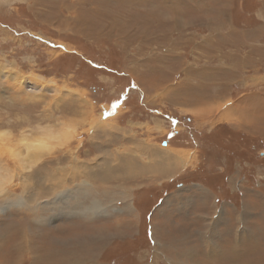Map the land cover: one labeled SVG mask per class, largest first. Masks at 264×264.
<instances>
[{
  "label": "rangeland",
  "instance_id": "rangeland-1",
  "mask_svg": "<svg viewBox=\"0 0 264 264\" xmlns=\"http://www.w3.org/2000/svg\"><path fill=\"white\" fill-rule=\"evenodd\" d=\"M4 132L0 264H264V0H0ZM25 137L57 171L147 167L143 149L181 164L124 178L126 204L100 192L106 212L80 207L72 187L105 182L84 175L67 206L22 203ZM22 234L43 259L10 247Z\"/></svg>",
  "mask_w": 264,
  "mask_h": 264
},
{
  "label": "bare ground",
  "instance_id": "bare-ground-1",
  "mask_svg": "<svg viewBox=\"0 0 264 264\" xmlns=\"http://www.w3.org/2000/svg\"><path fill=\"white\" fill-rule=\"evenodd\" d=\"M27 84H29V82H27ZM36 86H34V87L36 88ZM7 137H8L7 132H4L2 135H0V150L1 149L6 150L5 153L0 155L1 157L6 156V153H7V155H9L7 152L8 151V145L6 144V141L9 142ZM21 143H22L21 144L22 147L26 151V154L24 157L21 153H18V151H16L15 149H14L15 150L14 152H13V150H11L10 153L12 154V156L14 158H16L19 161V164L21 165L23 171L25 172V174H24L25 179L29 182L35 183V185H36V186H27L28 183H26L24 188L28 194L25 195V198H22V203H24V201L26 203H31V202H33V200L36 201L39 198H42V199L45 198L49 202L52 199L54 200V198L58 197L59 198L58 200L61 199L62 202H65V204H66L65 206H67L68 202L66 201V198H68V197H67V191H65V189L70 187L69 184H74L73 180H77V179L81 180V177L79 175H84L86 178H89V180L94 179L96 182H103L100 180L105 181L103 183L104 186H98L97 185V187H96V186H93V183L84 182V183H82V185L77 184V186L72 187L73 189L75 188L74 192H76V193H81L83 191L88 192V196L85 198L88 201H91V202H89V203H91L90 206L84 207V206H82L84 203H81L80 207H82V210H87L93 214L99 213L100 211H104V210H105V212L108 211L106 209V207L99 201L100 200L99 197H97L98 194L101 195L100 192H102L103 198H105V199H102L103 201L105 200L108 202H113L114 205H119L120 202L126 204V201H124V200H126L128 197V194H127L128 190L124 187L125 184L123 185V184H121V182L124 178L128 179L129 177H131V175L134 174L135 172H137V170L156 171L158 163H159L160 172L164 173V172L171 171L170 168L173 169V167H177L178 165L181 164V163H179L180 161L177 162L178 161V160H176L177 158L172 156L169 152L158 151L155 149H145V150L143 149L142 153L145 151L147 156L150 159L147 167L143 166V165H141L142 167H140V166L137 167L138 164H136V162L134 163V159L124 160L122 157H120L118 155L116 156L115 154H112V157H115L117 159L106 160V158H104L105 160L104 159L102 161L99 160V163L97 162L95 165H91V164L87 165V164H83V163L79 164L77 162V157H75V156L71 157L69 155L70 158H67V161L70 162L69 165L71 166L70 167L71 169H64L65 166L63 164L62 166H64V167L57 171V169H54L50 165V164H53V160L51 162V159H53L54 157L53 158L48 157L50 159V162H49L50 164L48 163L49 167L47 166L48 164L43 162L44 160H42L46 157V155L52 156L54 153L51 151L52 150L51 147H49V145L46 142L40 141V140L35 141V142H33V141L29 142L27 140V138L25 137L21 141ZM46 151H48L49 153L44 154ZM123 153H125L127 156H130V157L135 156V153H133V152L128 153V152H126V150ZM9 158H11V156ZM119 158H121L122 160H119ZM54 163L58 164V162L55 160H54ZM34 164H37V169H35L33 172H31L30 168ZM58 165H60V163ZM45 171H48L49 174L46 172L48 175L45 176V178H44L45 182H43L40 173L45 172ZM120 179H121V181H120ZM9 180H11V179H7V177L5 178V176L4 177L0 176V196L5 192L6 189L3 187H4V185H6V186L8 185ZM40 182L42 184L44 183L45 185L43 184L44 186H41ZM92 182H93V180H92ZM86 184L88 186H86ZM110 185H112V186H110ZM124 191H127V192H124ZM119 194L122 197L121 199L120 198L117 199ZM90 196H92L94 198H92ZM54 204L57 205V207L61 206L57 203V201L54 202ZM57 207H56V209H57ZM68 208L72 209L70 207V205L68 206ZM32 211L34 213H36V210H32ZM86 215H87V213H86ZM36 216L38 217V213ZM40 216H42V215H40ZM41 219H43V217ZM41 219H39V220H41ZM19 229H20V227H19ZM17 239H18V235H17V237H14V241L13 242L11 241V243H10L11 248L16 247L15 252H19V253L23 254L24 252L30 251L31 254L34 253V255H36L38 259H41L42 255H44L43 254L44 252H42V251H44L43 249L40 248L42 250L41 251V250H37L36 247L31 248L32 245L30 243V240H28L29 238L26 235L22 234L21 237L19 238L20 239L19 241H17ZM28 243H30V244L28 245ZM24 245H26V246L24 247ZM17 249H21V250H17ZM38 252H40V254ZM48 254H49V256H51V261H53V264H55V262H57L55 260L58 259V256H55L51 253H48ZM42 259H43V257H42Z\"/></svg>",
  "mask_w": 264,
  "mask_h": 264
}]
</instances>
